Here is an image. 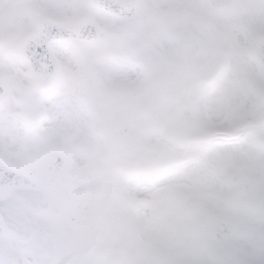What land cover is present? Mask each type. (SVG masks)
<instances>
[{
    "label": "snow or ice",
    "instance_id": "6c2138e0",
    "mask_svg": "<svg viewBox=\"0 0 264 264\" xmlns=\"http://www.w3.org/2000/svg\"><path fill=\"white\" fill-rule=\"evenodd\" d=\"M9 2L26 6L25 0ZM39 2L59 11L79 0ZM93 7L114 14L101 18L121 25L115 18L123 15L120 4L95 0ZM143 7L189 9L211 17L214 29L207 43L192 49L181 48L166 31L153 46L152 62L133 66L117 81L145 89L167 82V127L153 137L164 157L152 152V144L129 143V192L153 207L151 216L137 218L146 244L133 242L123 254L94 264H264V41L257 39L264 34V3L145 0ZM224 35L228 40L218 43ZM102 44V34L90 26L43 25L40 37L5 63L10 75L29 67L51 74L50 45L71 63L80 48ZM8 128L0 119V132ZM140 158L148 162L135 163Z\"/></svg>",
    "mask_w": 264,
    "mask_h": 264
},
{
    "label": "flooded vegetation",
    "instance_id": "af4514ba",
    "mask_svg": "<svg viewBox=\"0 0 264 264\" xmlns=\"http://www.w3.org/2000/svg\"><path fill=\"white\" fill-rule=\"evenodd\" d=\"M143 5L138 3L139 12L137 10L132 18L115 17L121 20L120 26L101 18L112 15L104 12L96 15L103 36L102 47L97 49H101L105 60L93 62L92 66L99 76L118 86V91L108 90L107 85L103 89L100 81L95 82L96 88L92 92H66L65 86L58 87L51 101L50 127L54 128L58 146L65 152V165L59 175L60 190L48 194L20 192L18 197L0 208L1 226L11 232L12 241H17L22 248V252L15 250L12 253L4 247L10 262L67 264L79 256L82 264H94L96 260L123 254L130 250L133 242L146 244L141 239L137 218L151 216L153 207L142 197L130 194L134 170L129 166V155L118 149L112 138L119 128H125L145 145L156 146L153 137L167 127L161 111L165 102L163 98L158 113L163 128L157 129L148 123L142 111L145 105L140 104L149 100V89L141 87L142 92H139L135 81H117L126 79L127 71L133 66L142 68L145 62H152L153 46L166 31L172 30V39L184 49L192 38H197L201 45L207 43L212 31H203L194 23L189 35L186 9L170 10V16L161 20L156 16L160 12L158 9L153 8L154 15ZM86 49L91 58L96 50ZM44 139L41 138L37 146H42ZM163 157L161 151V159ZM25 160L29 175L37 176L32 159L26 157ZM87 193H93L94 198L80 212L82 217L68 225L63 221L61 211ZM97 203L98 217L92 224L91 215ZM32 212L38 213L39 218L33 217ZM34 218L38 222L33 221ZM112 245L116 246L114 255L105 253Z\"/></svg>",
    "mask_w": 264,
    "mask_h": 264
},
{
    "label": "rangeland",
    "instance_id": "374dc122",
    "mask_svg": "<svg viewBox=\"0 0 264 264\" xmlns=\"http://www.w3.org/2000/svg\"><path fill=\"white\" fill-rule=\"evenodd\" d=\"M239 2L259 5L260 3H264V0H239ZM144 3V1H140V4ZM25 4L26 6H21L18 3H10L9 0H4L3 3H0V80L6 87V94L0 102V119L7 121L9 124L8 129L0 132V157L6 163L21 171L24 167L20 161L24 158L21 154L22 151L28 153L27 156L37 159L43 152H47L52 147L57 146L53 140L55 139V135L51 132L49 126L43 124L46 118L43 114H40V109L52 110V103L50 102L53 99L55 90H51L43 96L35 94L30 86L31 78L29 70H17V74L10 75L5 61L14 63L16 56L22 55L23 38L33 30L40 18L46 17L56 21L73 22L78 17L86 16L92 18L93 16L90 13L91 11L87 6L86 0H79L78 3L74 2L71 8L59 11H50L48 8L42 6L39 0H25ZM151 10L156 15L154 13L155 10L153 8ZM158 13L156 16L161 20L170 16L169 11ZM186 13L187 27L190 28V24L194 23L195 20L191 18L192 14L189 11L186 10ZM205 21L206 17L204 18ZM141 30L143 31L142 27ZM259 35L264 36V34H258L257 36ZM227 40L228 37L225 35L217 37L218 43L226 42ZM51 49L53 48L51 47ZM96 51L89 58L86 47L80 48L71 66L61 56L63 59V61H59L61 65V82L57 83L54 88H58L60 84H63L65 77L72 79L74 87L82 85L86 69L89 66L94 68L92 66L93 62H101L104 59L102 51ZM251 51L248 52L250 56H252ZM54 53L57 56L55 50ZM100 78L105 80L104 76H100ZM109 81L106 79L104 82H101L108 85ZM68 88L66 90L70 92ZM49 103L50 108L46 105ZM161 111H163L164 116V112L166 111L165 103ZM173 131L181 130L173 129ZM28 134L31 135L30 139L26 138ZM41 135H48L51 138L48 146L43 145L42 147H38L36 145V142H38L36 140ZM14 196H18V194ZM3 234L8 239V231L5 228L0 229V235ZM6 252L8 251L0 244V264H15L14 261L10 262L9 257L5 255Z\"/></svg>",
    "mask_w": 264,
    "mask_h": 264
},
{
    "label": "water",
    "instance_id": "95a60500",
    "mask_svg": "<svg viewBox=\"0 0 264 264\" xmlns=\"http://www.w3.org/2000/svg\"><path fill=\"white\" fill-rule=\"evenodd\" d=\"M94 2H95V0H90V5L92 7H93ZM43 25H53V26H57V27L70 28V29H79V28L84 27V26H90L96 32L99 33V30H97L90 22H82L75 27L58 26L55 24L39 22L36 26L35 32L27 38V41L24 45V52H25L26 46L31 41L37 40L40 37L41 27ZM260 41H264V40H260ZM190 46H192V45L190 44ZM189 49H191V48H189ZM255 55H256V51L254 50V56ZM56 75L57 74H56L55 70L51 74H49V73H47L46 70H43V69L40 72H36L33 69H31V76H32L33 83H34V90L37 93H43V92L48 91L50 89V87L52 86L53 82L55 81ZM0 89H3V91L0 92V99H1V97L3 96V94L5 92V89L2 86L1 82H0ZM165 89H166V81L160 80V81L156 82L154 84L151 102H150L149 106L145 109L146 117L150 120V122L153 125H156V126L159 125L158 120H157V110H158V106H159V101L162 98V96L164 95ZM152 152H153V148H152ZM155 155L157 157H159L157 150L155 151ZM140 159H142V158H140ZM5 175H12L13 176L15 174H9L3 168L0 167V198H3L5 196H7L8 194H10L11 190L13 188H15V186H16V184L11 179H8ZM40 183L42 184V182H40ZM29 184H30L29 186H31L32 188H41L40 186H37L36 182H33V183L29 182ZM16 187H18V186H16ZM20 188H23V187L20 186Z\"/></svg>",
    "mask_w": 264,
    "mask_h": 264
}]
</instances>
